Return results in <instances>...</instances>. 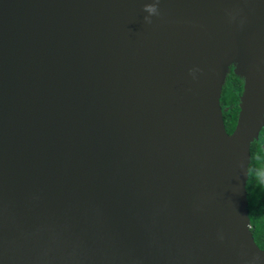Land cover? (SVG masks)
Instances as JSON below:
<instances>
[{"label": "water", "instance_id": "obj_1", "mask_svg": "<svg viewBox=\"0 0 264 264\" xmlns=\"http://www.w3.org/2000/svg\"><path fill=\"white\" fill-rule=\"evenodd\" d=\"M262 129L264 0H0V264H264Z\"/></svg>", "mask_w": 264, "mask_h": 264}, {"label": "trees", "instance_id": "obj_2", "mask_svg": "<svg viewBox=\"0 0 264 264\" xmlns=\"http://www.w3.org/2000/svg\"><path fill=\"white\" fill-rule=\"evenodd\" d=\"M241 92V79L230 72L220 95L224 126L228 134L232 132L236 123ZM246 193L250 231L256 245L264 250V129L260 133L259 141L250 145Z\"/></svg>", "mask_w": 264, "mask_h": 264}, {"label": "clouds", "instance_id": "obj_3", "mask_svg": "<svg viewBox=\"0 0 264 264\" xmlns=\"http://www.w3.org/2000/svg\"><path fill=\"white\" fill-rule=\"evenodd\" d=\"M148 11H149L150 13H152V12L155 11V9H154V8H149Z\"/></svg>", "mask_w": 264, "mask_h": 264}]
</instances>
